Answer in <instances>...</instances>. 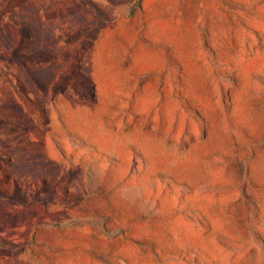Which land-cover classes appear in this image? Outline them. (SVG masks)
I'll return each instance as SVG.
<instances>
[{"label":"rangeland","instance_id":"rangeland-1","mask_svg":"<svg viewBox=\"0 0 264 264\" xmlns=\"http://www.w3.org/2000/svg\"><path fill=\"white\" fill-rule=\"evenodd\" d=\"M0 264H264V0H0Z\"/></svg>","mask_w":264,"mask_h":264}]
</instances>
